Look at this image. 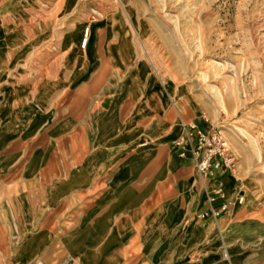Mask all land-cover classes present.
<instances>
[{"label": "rangeland", "instance_id": "374dc122", "mask_svg": "<svg viewBox=\"0 0 264 264\" xmlns=\"http://www.w3.org/2000/svg\"><path fill=\"white\" fill-rule=\"evenodd\" d=\"M87 26L90 45L82 49ZM121 39L135 54L119 67L112 49ZM87 92L84 142L35 139L13 178L0 176V264H203L200 250L222 245L209 216L187 215L165 238L149 221L157 206L195 207L206 199L192 160L182 158L175 169L169 164L185 124L223 132L236 164L222 175H232L244 197L223 225L226 247L243 248L240 264H264V0H0V110L19 122L32 112L29 126L47 134L69 100ZM111 112L112 129L129 135L114 150L145 153L149 171L140 182L155 188L130 229L154 237L73 252L80 241L72 238L77 201L71 194L53 203L54 190L75 160L105 145L87 137ZM32 154L35 161L44 156L43 167L26 165ZM194 220L206 234L190 249ZM146 242L154 252L165 247L147 254Z\"/></svg>", "mask_w": 264, "mask_h": 264}, {"label": "crops", "instance_id": "0c3cea01", "mask_svg": "<svg viewBox=\"0 0 264 264\" xmlns=\"http://www.w3.org/2000/svg\"><path fill=\"white\" fill-rule=\"evenodd\" d=\"M118 43L117 48L112 49V55L114 62L121 67L122 60L126 62V60L131 59L135 54V50L131 49L129 40L121 39ZM89 45L90 40L86 48ZM86 55L89 56L85 53L84 56L87 57ZM89 95L90 92H87L82 99H70L66 107V111L69 110L68 115L65 109L64 112H59V121L56 127L47 134H35L37 124L33 125L34 127L29 126L28 122L32 120V112H29L30 114L27 115L25 122L21 120L19 122L16 116L14 117L8 112L3 113L0 110V176L6 174L8 175L7 178H13V170L18 164L19 156L27 152L25 149L30 148L26 144L33 143L35 139L38 142H84V136L80 132L82 130V122L84 121L83 114L89 107ZM93 103L90 106L91 112L99 109H95ZM110 107L113 109L114 106ZM9 111L12 110L10 109ZM116 122L117 120L112 117L111 112V115L108 114L106 118L100 121L95 135L88 134L87 142L104 143L105 145L97 151L89 152L83 161L79 162L75 160L76 164L71 171V176L60 183L54 190L53 203L71 194L74 195V199L77 201L74 212L75 230L72 238L80 241L77 246L72 247V249L69 248L73 252L79 250L82 253L85 247L101 244H104L105 250H109L115 243L121 244L130 238L154 237V234L135 235L133 234L134 231L130 229L131 224L139 220V217L144 214L143 207L145 206L146 198L152 192H155V188L154 185L147 187L140 182L147 174V171H149L146 167L145 153L131 152L129 146L122 147L117 151L114 150V144H124L129 141L128 134L122 133L120 135L112 129V127L116 126ZM66 137L68 139H65ZM180 153L178 148L172 150L169 156L171 168L175 169L183 158ZM188 154L184 157V161H193L191 155ZM77 155V152H74V159H78L76 158L78 157ZM43 158L44 156L41 157V161L40 159L35 161L32 154L31 158L27 160L26 165L35 168L43 167ZM225 171L217 172L214 170L207 179H202L195 171L202 183L206 197V199H200L195 207L190 203L180 206L174 201L163 207L161 205L157 206L151 216H149L150 226L154 229L153 233L156 231V233H160L165 238L175 233L178 222L185 216H192L201 212L208 214V220H212L215 225L214 238L220 241L222 245L219 246V250H211L209 247L200 250L199 256L201 255L203 264H226L225 261L228 264H240V256L244 251L243 248L239 247L233 249L231 253L226 247L223 225L226 221L230 220L231 210L234 207L227 213L222 214L218 219H214L208 212L207 187H221L225 198L231 197L234 193H236V196L240 193L237 192L236 185L238 183H235L233 176L228 173L222 175ZM46 189L49 190L48 187ZM79 197H83V199H80L78 205L77 199ZM220 202L221 200L218 199L217 203ZM43 221L49 222L48 217L43 219ZM195 221L187 229L191 235L188 244V248L190 249L197 248L206 234V226L198 224ZM144 247L147 248L145 250V252L148 251L147 254H155L162 251L165 245L157 247L155 252L151 250V246L149 248L148 242L145 243ZM224 248H226L230 257L229 261L223 256ZM204 251H206L205 254H203ZM176 253L175 250L173 258H175ZM199 260L200 258L197 259V261ZM106 264H112V261H108Z\"/></svg>", "mask_w": 264, "mask_h": 264}, {"label": "built area", "instance_id": "2783aa9c", "mask_svg": "<svg viewBox=\"0 0 264 264\" xmlns=\"http://www.w3.org/2000/svg\"><path fill=\"white\" fill-rule=\"evenodd\" d=\"M90 34L91 27L87 26L81 44L83 49L89 44ZM97 105L98 102H96L95 107ZM222 133L214 127L205 129L196 124H187L184 135L174 141V146L180 150L181 157H186L188 153L191 155L195 171L202 179H207L214 170L217 172L232 171L235 167V157ZM206 190L208 192V212L214 219H218L236 204L240 205L244 201V197L240 193L233 200H225L224 191L221 187L212 186L207 187ZM218 199L221 200L220 203H217ZM223 256L228 259L226 248H224Z\"/></svg>", "mask_w": 264, "mask_h": 264}, {"label": "bare ground", "instance_id": "6f19581e", "mask_svg": "<svg viewBox=\"0 0 264 264\" xmlns=\"http://www.w3.org/2000/svg\"><path fill=\"white\" fill-rule=\"evenodd\" d=\"M84 39V38H83ZM82 42H83V40H82ZM82 42H81V44H82ZM81 48H82V46H81ZM83 49V48H82ZM228 258L229 259H227V261H229L230 260V257H229V255H228ZM38 264H43V263H40V262H38Z\"/></svg>", "mask_w": 264, "mask_h": 264}]
</instances>
